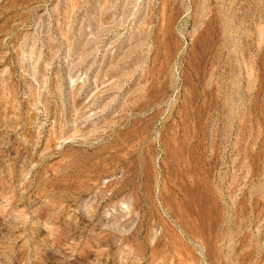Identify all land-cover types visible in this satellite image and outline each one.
I'll list each match as a JSON object with an SVG mask.
<instances>
[{
  "label": "rangeland",
  "instance_id": "374dc122",
  "mask_svg": "<svg viewBox=\"0 0 264 264\" xmlns=\"http://www.w3.org/2000/svg\"><path fill=\"white\" fill-rule=\"evenodd\" d=\"M0 264H264V0H0Z\"/></svg>",
  "mask_w": 264,
  "mask_h": 264
}]
</instances>
